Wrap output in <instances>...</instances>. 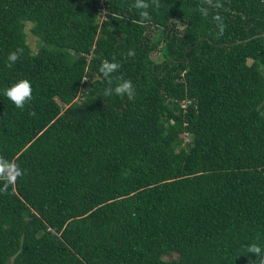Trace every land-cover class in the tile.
<instances>
[{
    "label": "trees",
    "instance_id": "obj_1",
    "mask_svg": "<svg viewBox=\"0 0 264 264\" xmlns=\"http://www.w3.org/2000/svg\"><path fill=\"white\" fill-rule=\"evenodd\" d=\"M140 2L0 0V264H264V0Z\"/></svg>",
    "mask_w": 264,
    "mask_h": 264
},
{
    "label": "clouds",
    "instance_id": "obj_2",
    "mask_svg": "<svg viewBox=\"0 0 264 264\" xmlns=\"http://www.w3.org/2000/svg\"><path fill=\"white\" fill-rule=\"evenodd\" d=\"M137 7H146L140 0H138ZM147 13H145L146 15ZM18 53L16 51H12L7 56V62L9 66L12 63L17 61ZM119 67L118 63L116 62H103L100 65L99 71L104 74L105 77H109L111 73H113ZM133 91V84L129 80H122L119 82L114 88H109L105 91V95H112L115 94L117 96L124 95L130 96ZM0 94L7 97L15 107L23 108L24 105L30 101L32 97V87L31 82L26 78H20L15 82L11 83L9 86L4 87L0 90ZM7 164H4L3 167H7ZM19 174L18 172L9 175L7 180L11 183L15 179V175ZM248 251L252 253H260L261 247L257 244H250L248 245Z\"/></svg>",
    "mask_w": 264,
    "mask_h": 264
},
{
    "label": "rangeland",
    "instance_id": "obj_3",
    "mask_svg": "<svg viewBox=\"0 0 264 264\" xmlns=\"http://www.w3.org/2000/svg\"><path fill=\"white\" fill-rule=\"evenodd\" d=\"M30 26L31 25L27 23L26 25L27 42L29 46L31 47V49L35 51V49H37V38L30 33Z\"/></svg>",
    "mask_w": 264,
    "mask_h": 264
},
{
    "label": "water",
    "instance_id": "obj_4",
    "mask_svg": "<svg viewBox=\"0 0 264 264\" xmlns=\"http://www.w3.org/2000/svg\"><path fill=\"white\" fill-rule=\"evenodd\" d=\"M247 40H249V39H247ZM240 41H237L236 43H239Z\"/></svg>",
    "mask_w": 264,
    "mask_h": 264
}]
</instances>
